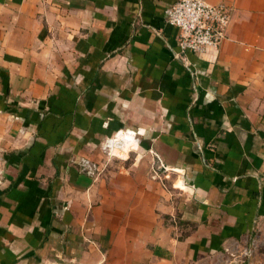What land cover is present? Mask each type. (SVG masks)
<instances>
[{
	"label": "crops",
	"instance_id": "0c3cea01",
	"mask_svg": "<svg viewBox=\"0 0 264 264\" xmlns=\"http://www.w3.org/2000/svg\"><path fill=\"white\" fill-rule=\"evenodd\" d=\"M176 1L0 0V264L248 263L264 0H207L231 21L202 53L181 51ZM120 129L139 146L110 158Z\"/></svg>",
	"mask_w": 264,
	"mask_h": 264
},
{
	"label": "built area",
	"instance_id": "2783aa9c",
	"mask_svg": "<svg viewBox=\"0 0 264 264\" xmlns=\"http://www.w3.org/2000/svg\"><path fill=\"white\" fill-rule=\"evenodd\" d=\"M166 21L179 29V47L182 52L192 51L202 53L208 47H217L227 36L231 21L230 10L223 5H214L207 0H177L165 10ZM139 142L133 131L120 129L113 136L105 138L102 148L107 156L124 157L125 154L136 150ZM3 155L0 153V164ZM82 165L91 175H99L101 167L98 163L83 159ZM157 176V169L166 167L158 159L152 166Z\"/></svg>",
	"mask_w": 264,
	"mask_h": 264
},
{
	"label": "rangeland",
	"instance_id": "374dc122",
	"mask_svg": "<svg viewBox=\"0 0 264 264\" xmlns=\"http://www.w3.org/2000/svg\"><path fill=\"white\" fill-rule=\"evenodd\" d=\"M248 252L247 264H264V222L252 235Z\"/></svg>",
	"mask_w": 264,
	"mask_h": 264
}]
</instances>
